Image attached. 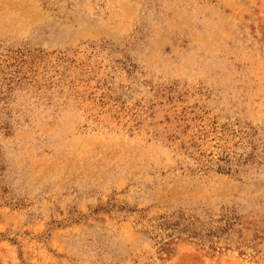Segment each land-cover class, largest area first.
Masks as SVG:
<instances>
[{
    "label": "rangeland",
    "instance_id": "obj_1",
    "mask_svg": "<svg viewBox=\"0 0 264 264\" xmlns=\"http://www.w3.org/2000/svg\"><path fill=\"white\" fill-rule=\"evenodd\" d=\"M0 74V264H264V159L175 131L264 153V0H0Z\"/></svg>",
    "mask_w": 264,
    "mask_h": 264
},
{
    "label": "trees",
    "instance_id": "obj_2",
    "mask_svg": "<svg viewBox=\"0 0 264 264\" xmlns=\"http://www.w3.org/2000/svg\"><path fill=\"white\" fill-rule=\"evenodd\" d=\"M24 61V60H22ZM34 75V74H33ZM28 74H0V92H7L12 90L14 86L20 85L23 82L31 84L32 80H27ZM177 118L175 122V131L179 128L180 133L185 134L186 138L181 141V149L193 160V162L199 168H209L214 166L218 171L228 172L231 170L232 164H256L263 162V152H257L255 147L249 152L245 150L235 151L229 149H222L219 142H215L212 146L213 149L207 151L203 149L204 141L209 137V131L217 132L214 125H211V130H207L204 125H200L196 131H190L191 125L187 122L188 117L185 113ZM179 118V121H178ZM188 132V133H187ZM215 135L210 139H220L222 136L214 133ZM170 139L179 138L177 133H172L169 135ZM183 218V213L180 212L177 219L170 221L162 217L161 223H158V226L165 225L169 228L176 229L179 225V219ZM167 241H164L161 245V248L164 247Z\"/></svg>",
    "mask_w": 264,
    "mask_h": 264
}]
</instances>
